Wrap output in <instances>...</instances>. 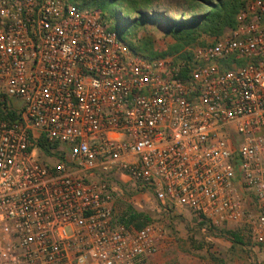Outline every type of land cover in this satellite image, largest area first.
I'll return each mask as SVG.
<instances>
[{"label": "built area", "instance_id": "2783aa9c", "mask_svg": "<svg viewBox=\"0 0 264 264\" xmlns=\"http://www.w3.org/2000/svg\"><path fill=\"white\" fill-rule=\"evenodd\" d=\"M191 51L183 79L175 55L135 54L94 8L0 0V264L163 253V223L117 221L127 191L264 244V0Z\"/></svg>", "mask_w": 264, "mask_h": 264}, {"label": "trees", "instance_id": "16d2710c", "mask_svg": "<svg viewBox=\"0 0 264 264\" xmlns=\"http://www.w3.org/2000/svg\"><path fill=\"white\" fill-rule=\"evenodd\" d=\"M76 1L77 0H72ZM79 1V0H78ZM184 5L180 7L179 17L171 16L165 11L154 9L153 0H80L83 6L92 5L108 29L114 30L130 49L146 59H155L175 55V65L181 67L180 76L187 78L188 72L194 66L191 48L204 44L203 35L219 37L231 30L236 24V16L245 6L247 0H179ZM150 24L164 25L165 31L174 39L173 44L165 49H159L151 38L139 36L138 33ZM243 60H233L223 63L224 67L232 68L234 63L244 64ZM39 145L46 153H51L53 147L44 137ZM131 193V192H128ZM172 209L169 208V212ZM200 224L209 233L217 234L232 242V246H243L244 236L241 230L215 226L202 215H198ZM118 222L139 229L152 221L150 213L136 209L133 205H125L118 217ZM210 251V250H209ZM214 262L226 264L214 252H210ZM142 258L139 261L143 260Z\"/></svg>", "mask_w": 264, "mask_h": 264}, {"label": "rangeland", "instance_id": "374dc122", "mask_svg": "<svg viewBox=\"0 0 264 264\" xmlns=\"http://www.w3.org/2000/svg\"><path fill=\"white\" fill-rule=\"evenodd\" d=\"M80 3V0H77ZM154 9L165 11L171 16L179 17L181 2L179 0H153ZM184 3L182 4V6ZM92 5H86L91 7ZM139 36L149 37L159 49H165L173 44L174 39L165 31L164 25L150 24L138 33ZM209 35H203L202 41L210 40ZM125 200L119 202V208L123 211L125 205L131 204L127 199L130 193H126ZM150 203H144V210L150 213L152 221L165 225L172 244L163 253L145 257L140 264H209L214 263L210 252H214L222 258L226 264H264V244H259L250 237L247 227L242 223H224L222 226L228 229L241 230L245 244L232 246V242L217 234L209 233L205 226L200 224L199 217L190 209L172 206L166 212L159 211ZM137 209V208H136ZM210 250V251H209Z\"/></svg>", "mask_w": 264, "mask_h": 264}, {"label": "crops", "instance_id": "0c3cea01", "mask_svg": "<svg viewBox=\"0 0 264 264\" xmlns=\"http://www.w3.org/2000/svg\"><path fill=\"white\" fill-rule=\"evenodd\" d=\"M209 264H221V263H218V262L211 263V262H210Z\"/></svg>", "mask_w": 264, "mask_h": 264}]
</instances>
